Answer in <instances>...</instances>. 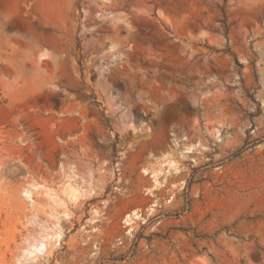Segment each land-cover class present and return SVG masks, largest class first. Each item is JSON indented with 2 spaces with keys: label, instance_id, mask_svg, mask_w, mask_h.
<instances>
[{
  "label": "rangeland",
  "instance_id": "374dc122",
  "mask_svg": "<svg viewBox=\"0 0 264 264\" xmlns=\"http://www.w3.org/2000/svg\"><path fill=\"white\" fill-rule=\"evenodd\" d=\"M0 264H264V0H0Z\"/></svg>",
  "mask_w": 264,
  "mask_h": 264
},
{
  "label": "bare ground",
  "instance_id": "6f19581e",
  "mask_svg": "<svg viewBox=\"0 0 264 264\" xmlns=\"http://www.w3.org/2000/svg\"><path fill=\"white\" fill-rule=\"evenodd\" d=\"M43 56V55H42ZM42 56H40V58H42V59H44V57H42ZM190 149V148H189ZM188 150V149H187ZM189 151V150H188ZM170 154V153H169ZM169 164V163H168ZM169 165H171V164H169ZM143 172H144V174H149V175H151V177L152 178H154V180L156 181V179H157V177L159 176V173L157 172V171H155V170H150V171H148V170H143ZM156 184V183H155ZM156 186V185H155ZM68 190V192H69V194H70V196H74V191H75V189H73L72 187H69V188H67ZM77 192V191H76ZM30 193V192H29ZM28 192H26L25 193V197H29L30 196V194H29ZM45 195L46 196H49L50 197V195H48L47 193H45ZM51 199H53V197L51 198ZM50 200V199H49ZM135 213V212H134ZM133 213V214H134ZM132 214V215H133ZM64 215V214H63ZM135 215H137V214H135ZM134 215V216H135ZM65 216V215H64ZM130 217V215H128L127 216V218H129ZM126 222V221H125ZM58 237H60V235H58ZM57 237V238H58ZM45 248V246H44V243H39V244H37V245H35L34 247H33V250L32 251H27V254L28 255H31V254H34V256L36 257V254H38V253H36V252H39V251H41V250H43ZM42 252V251H41Z\"/></svg>",
  "mask_w": 264,
  "mask_h": 264
}]
</instances>
